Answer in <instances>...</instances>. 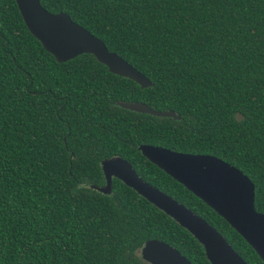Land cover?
I'll return each instance as SVG.
<instances>
[{
    "label": "trees",
    "instance_id": "trees-1",
    "mask_svg": "<svg viewBox=\"0 0 264 264\" xmlns=\"http://www.w3.org/2000/svg\"><path fill=\"white\" fill-rule=\"evenodd\" d=\"M66 12L152 82L140 87L91 54L57 62L0 0V264H150L162 240L193 264L202 245L101 162L138 175L203 217L247 264H264L212 208L138 150L211 154L246 174L264 212V0H40ZM144 102L179 119L121 107ZM244 118L237 120L235 113Z\"/></svg>",
    "mask_w": 264,
    "mask_h": 264
},
{
    "label": "water",
    "instance_id": "water-1",
    "mask_svg": "<svg viewBox=\"0 0 264 264\" xmlns=\"http://www.w3.org/2000/svg\"><path fill=\"white\" fill-rule=\"evenodd\" d=\"M22 20L30 32L52 54L57 62H65L81 54H91L109 72L126 77L140 87L151 80L105 43L76 23L63 11L53 13L40 0H15ZM129 110L179 119L173 110H155L144 102L119 101ZM241 120L244 115L235 113ZM141 154L221 216L257 253L264 263V212L255 209V187L251 179L223 159L201 153L179 152L169 148L139 144ZM105 184L97 187L110 193L112 179L117 178L185 228L203 247L210 264H247L225 237L203 217L145 181L131 163L121 156L101 162ZM143 260L150 264H193L179 250L158 240H147L140 249Z\"/></svg>",
    "mask_w": 264,
    "mask_h": 264
},
{
    "label": "flooded vegetation",
    "instance_id": "flooded-vegetation-1",
    "mask_svg": "<svg viewBox=\"0 0 264 264\" xmlns=\"http://www.w3.org/2000/svg\"><path fill=\"white\" fill-rule=\"evenodd\" d=\"M112 180H113V179H112ZM104 184H105V178H104ZM104 184H103V185H104ZM97 190H98V189H97ZM102 193H103V192H102ZM105 194H106V193H105ZM107 194H109V193H107Z\"/></svg>",
    "mask_w": 264,
    "mask_h": 264
}]
</instances>
